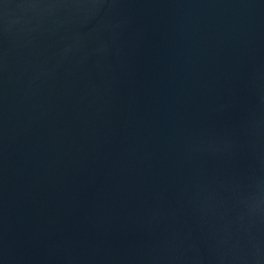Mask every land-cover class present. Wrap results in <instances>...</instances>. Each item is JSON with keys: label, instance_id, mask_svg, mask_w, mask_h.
<instances>
[{"label": "water", "instance_id": "95a60500", "mask_svg": "<svg viewBox=\"0 0 264 264\" xmlns=\"http://www.w3.org/2000/svg\"><path fill=\"white\" fill-rule=\"evenodd\" d=\"M0 264H264V0H0Z\"/></svg>", "mask_w": 264, "mask_h": 264}]
</instances>
